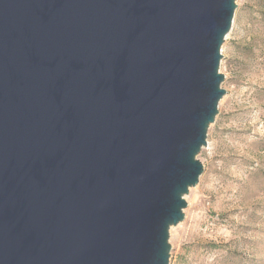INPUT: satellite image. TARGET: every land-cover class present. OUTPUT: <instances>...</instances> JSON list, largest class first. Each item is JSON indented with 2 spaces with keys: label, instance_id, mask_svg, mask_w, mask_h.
Wrapping results in <instances>:
<instances>
[{
  "label": "water",
  "instance_id": "obj_1",
  "mask_svg": "<svg viewBox=\"0 0 264 264\" xmlns=\"http://www.w3.org/2000/svg\"><path fill=\"white\" fill-rule=\"evenodd\" d=\"M235 0H0V264H169Z\"/></svg>",
  "mask_w": 264,
  "mask_h": 264
},
{
  "label": "rangeland",
  "instance_id": "obj_2",
  "mask_svg": "<svg viewBox=\"0 0 264 264\" xmlns=\"http://www.w3.org/2000/svg\"><path fill=\"white\" fill-rule=\"evenodd\" d=\"M221 44L225 93L198 183L169 229V264H264V0H235Z\"/></svg>",
  "mask_w": 264,
  "mask_h": 264
},
{
  "label": "bare ground",
  "instance_id": "obj_3",
  "mask_svg": "<svg viewBox=\"0 0 264 264\" xmlns=\"http://www.w3.org/2000/svg\"><path fill=\"white\" fill-rule=\"evenodd\" d=\"M226 36H227V34H226Z\"/></svg>",
  "mask_w": 264,
  "mask_h": 264
}]
</instances>
